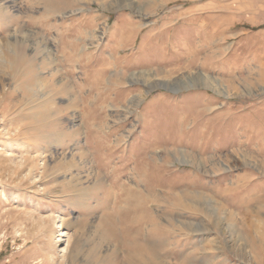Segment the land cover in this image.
<instances>
[{
	"label": "rangeland",
	"instance_id": "rangeland-1",
	"mask_svg": "<svg viewBox=\"0 0 264 264\" xmlns=\"http://www.w3.org/2000/svg\"><path fill=\"white\" fill-rule=\"evenodd\" d=\"M263 137L264 0H0V264H264Z\"/></svg>",
	"mask_w": 264,
	"mask_h": 264
},
{
	"label": "bare ground",
	"instance_id": "bare-ground-1",
	"mask_svg": "<svg viewBox=\"0 0 264 264\" xmlns=\"http://www.w3.org/2000/svg\"><path fill=\"white\" fill-rule=\"evenodd\" d=\"M178 79H180V78H178ZM177 80V79H176ZM264 138V137H263Z\"/></svg>",
	"mask_w": 264,
	"mask_h": 264
}]
</instances>
